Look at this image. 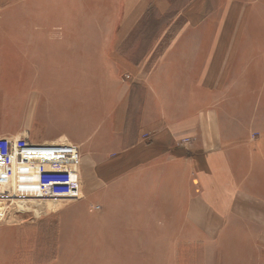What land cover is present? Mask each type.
<instances>
[{
  "label": "rangeland",
  "instance_id": "374dc122",
  "mask_svg": "<svg viewBox=\"0 0 264 264\" xmlns=\"http://www.w3.org/2000/svg\"><path fill=\"white\" fill-rule=\"evenodd\" d=\"M160 1L0 0V129L10 128L16 131L13 136L28 135L32 142H44L42 139L54 134V129L62 130L64 127L62 132L72 134L75 138L87 136L90 141L98 129L108 123L113 102L106 93L105 85L116 88L118 92L127 89L126 94L128 91L131 93L129 105L125 102L119 119L122 124L117 132L111 133L112 139L103 137L106 133L94 139L101 147L109 145L106 159L98 163L96 168L106 166L109 161L114 165L110 171L104 170L106 174V171L112 173L110 180L101 182L97 179L93 182L96 190L89 194V199L83 197L81 192V197L76 200L58 202V212H55L58 206H43L44 203L31 206L36 213L38 207L41 208L43 213L40 216L30 211L26 204L18 203L16 197L0 201V264H217V255L221 251L223 261L228 259L235 264H264L263 196L254 198L249 194L238 197V209L234 205L236 199L231 198V205L237 210L229 214L233 224L226 223L229 217L225 218V212L206 214L210 219L220 216L217 224H198L189 211V201L192 205L194 194L191 196L188 193L196 194L198 184L199 193H203L204 187L200 182L214 180V177H211L212 181L207 180V176L205 179L197 168L202 167L203 172L204 169L215 171L212 163H219L214 157L216 151L220 152L223 148L236 146L246 140L264 141L263 131L222 132L217 133L221 142L215 143L211 138L204 141L196 133L194 123L190 128L184 127L187 111L191 116L197 114L199 91L194 86L197 101H184L188 104L187 110H183L184 115L181 112L172 115L174 125L181 129L173 131V141L169 146L143 153L141 149L131 153L130 157L123 155V151L137 144V140L145 144L151 139L152 130H145L143 126L138 128V125L143 97L152 86L148 84L145 87V84L135 82L127 67L123 68L125 63L121 57V47L125 45L127 64L138 66L148 56L143 67V73L146 74L153 67V63L149 62L150 50L154 51L153 56L158 57L170 52V61H175L173 59L181 56V53L172 52L174 46L187 43L189 36L183 29L187 27L188 19L193 21V17H185L182 11L188 12L198 4V0H164L169 5L160 7ZM228 2L218 0L215 5L214 0H208L207 11L216 8L223 13L228 10ZM129 18L133 19V24L128 27L131 30L126 37H120L118 42L113 43L116 51L111 54V58L108 57L107 62L115 69L107 65L101 69L104 76L99 77L100 64L95 62L96 52L103 50L99 46L108 44L106 34L109 29L117 28L121 21L124 23ZM189 25V31L196 28L191 23ZM26 28L30 30L28 38L12 36ZM38 29L57 30L59 33L43 38L38 36L41 33L34 32ZM23 40L24 43L26 40L31 41L33 44L30 48H36L37 52L36 41L44 40L45 47L40 46L39 51L44 52L48 60L70 61L76 66V69H70L73 87H62V95L70 94L71 101L68 98L61 101L71 102L75 106L72 114L61 121L53 116H43L46 101L33 98L25 91L23 65L29 61L30 56H36V52L28 55L24 53L21 46ZM99 54H106L105 49L102 55ZM163 66L168 67L166 63ZM165 71L166 68L161 69V73ZM168 71L175 70L170 66ZM29 72L32 73V70L26 69L27 80L30 82ZM163 87L172 89L174 85ZM226 87L233 88L239 99L246 95L243 90L240 91L241 86ZM239 99V104L249 101L246 99L240 102ZM236 100L237 97L230 101L234 104ZM160 103L163 112H173L169 106L174 105L175 101ZM226 103L222 101V105ZM154 106L155 102L149 108L152 116L156 112ZM241 110L243 112L234 117L233 128L238 130L244 128L241 118L246 109ZM123 120H126L125 125ZM126 124L130 132L126 131ZM56 137L53 141L72 142L62 134ZM231 150L234 153L238 150L249 152L243 148ZM254 150L260 151L256 148ZM141 157L143 160L136 162ZM125 161L129 165L124 164ZM207 161L211 162L210 166ZM255 163L253 169L260 172L261 167L258 174L264 178V149L258 153ZM161 183H172L174 193L178 192V196H163L160 193L163 187ZM213 186L214 183L205 188L211 202L215 195ZM109 189L113 190L114 196H111ZM179 192L186 195L181 198ZM251 204L261 206L263 210L255 212L258 210H244L240 206L250 208Z\"/></svg>",
  "mask_w": 264,
  "mask_h": 264
},
{
  "label": "crops",
  "instance_id": "0c3cea01",
  "mask_svg": "<svg viewBox=\"0 0 264 264\" xmlns=\"http://www.w3.org/2000/svg\"><path fill=\"white\" fill-rule=\"evenodd\" d=\"M207 1L208 0H198V4L194 6V9L191 7L188 12L185 10L182 11L185 17H193L192 22L196 24L190 22V19H188L189 22L187 21V27L183 29V31L187 33L189 38H187L186 44L174 46L172 52L181 53V56L178 55L175 57L176 59H173L175 61H170L171 55H168L170 52H168L167 55L158 57L159 55L153 56L155 55L154 51L150 50L149 62L151 64L153 63V67L151 68V72L146 74L143 73V67L145 66V62H147L148 56L143 58L138 66H133L127 64V58L125 56L126 51L124 50L125 45L121 47L120 52L123 54L121 57L125 63L123 68L126 69L127 67L128 72H130L129 74L134 77L135 82L143 83L145 87L148 86V84L152 86L143 97L144 103L142 105L138 125V128L143 126L146 128L145 130H152L150 131L151 139L145 143L147 145L137 140V144L134 147L123 151L125 157H130L131 153L140 151L141 149L142 153L152 149V151H156V148L165 145L169 146L172 143L173 131L181 129L178 125H174L175 121L172 115L175 113L179 115L180 112L183 114L184 108L187 110L188 107V104L185 103L186 101H197L195 100L194 86H197L199 91V104L196 109L197 114L191 116L187 111V121L184 127L188 126V128H190L189 126L194 123L193 126L195 125L197 128L196 133L199 134L204 141L211 138L215 143L217 141L221 142V138H218L217 133L222 132H252L254 130L255 132H264V0H229L228 10H225L223 13L216 8H214L213 11H207ZM214 2L215 5L218 4V0L217 2L214 0ZM168 5L169 4L164 0H161L158 6L166 7ZM180 16H182V14ZM190 23L194 25L193 27H196L191 31H189L191 27L189 25ZM132 24L133 19L130 20L129 18V20H126L124 23L121 21L117 28L108 30L106 34L108 44L103 43L100 45L99 47H101V49L103 48V50L101 52L98 50L95 54V62L100 64V71L98 72L99 77L104 76V71L101 70L102 68L107 67V65L113 68L111 64L109 65V62H107L108 57L111 58V54H114L116 51V45L113 43L118 42L120 37H126L131 30V28L128 27ZM34 32L41 33L38 36H42L43 38H49L59 33L57 30L49 29H38L34 30ZM18 33L19 34H13L12 36L26 38L30 36V30L27 28L22 29ZM36 43H38V52L36 48H30L33 44L31 41L26 40L24 43L23 40L21 42L24 53L27 52L28 55L29 53L33 54L36 52V56H30L29 61L24 62L23 68H25V74L23 76V85L25 91L27 90L28 94L32 95L33 98L36 97L39 100L43 99L46 101L44 109L45 114L43 116H53L61 121L63 118L72 114V110L75 106V104L71 102L61 101L67 98L71 101L70 94L62 95V87H73V74L70 69H76V66L70 61L48 60L46 54L39 51L41 49L40 46L45 47L44 40H37ZM30 49L32 52H30ZM104 49L107 55H102ZM99 53H101L102 56H100ZM239 53H244L246 55H239ZM165 63L168 67L163 66ZM170 66H173L174 72L168 71ZM164 68H166V71L161 73V69ZM26 69L32 70V73L29 72L31 77H33L29 78L30 82L27 80ZM146 75L147 77L144 78ZM29 85L32 86L28 87ZM163 85H174V88H165ZM190 86L193 87L190 89ZM226 86H241L240 91L243 90L246 95H242L239 99L238 94L234 92L235 90L233 91V88L228 89ZM75 87H77L76 84ZM105 90L108 96H110V100L113 102L109 111L108 123L102 126L101 129H98L97 134L93 135L90 141L87 140V136L75 138L72 134H68L65 131L62 132V130H64L62 126V130L54 129V134L42 139L44 142H60L53 140L57 138V135L62 134V136H66L68 140L77 145L81 155L79 167L81 192L82 196L86 199H89V194H92V192L96 190L93 185L95 180L99 179L101 182L108 181L113 176L112 173L108 172L110 171V167L114 165L112 161L106 162V166L100 165L101 168H96L98 163L106 159V149L109 145L101 147L94 142V139L97 135H102L104 133H106V136L103 137H106L108 140L112 139L111 133L119 130L122 124V121L120 122L119 119L123 114L125 102L129 105L131 96L129 91L126 94L127 89L118 92L116 88L107 87V85H105ZM190 94H193V96L191 97ZM235 97H237L236 103L232 104L231 101ZM238 99L240 102L248 99L249 104H245V102L239 104ZM169 101H175L174 105L171 104L169 106V108L173 109V112H163L160 102ZM178 101L181 102L178 103ZM222 101H227V103L222 105ZM147 102L149 103L147 104ZM153 102H155L156 105L154 106L156 111L154 116H152L153 114L149 109L150 105H153ZM242 108L246 109L241 118L244 128L238 130L233 128L235 125L234 117L237 116V114L239 115V112H243L241 110ZM112 116L114 126L112 124ZM126 120H123L124 125ZM254 125H256V127ZM126 131L130 132L129 125L126 127ZM15 132L16 131L10 128H1L0 136L13 135ZM25 137L31 140L28 135ZM237 144L236 146L230 145L227 148L228 151L226 148H223L222 151L215 152L216 154L214 157L219 160V163H212L215 167V171L204 169L203 172L202 167L197 168L198 171L200 170L204 174V178L207 176V180H211V177H214V180H211L212 182H200L201 186L204 187V192L199 193L200 185L198 184L196 193L199 194L198 196L195 193L191 194L188 192L191 196L194 194L193 197L195 200L192 201V205H190L189 201V211L194 216L196 220H194L195 223L217 224L220 216H214L210 219L206 214L208 212L213 214H223L225 212V218L229 217L226 223L233 224L232 216L229 214H233L237 212V210L233 209L231 198L232 200L234 198L236 199V202H233L234 205H237L236 208L238 209V197H245L249 194L254 198L255 196L264 197V178L258 174L261 172V167L260 172L257 171L256 168L255 170L253 169V166L256 165L255 158L258 156V153L263 152L264 141L246 140L240 142L238 146ZM239 148H243L246 151L249 150V152H240L241 150H238L234 153L231 150ZM254 148L260 151L258 152L254 150ZM142 158L143 157L136 159V162H141L143 160ZM210 163V161H207L209 166L211 165ZM124 164L129 165V162L125 161ZM106 169H109L106 171L107 174L104 171ZM100 171H103L102 175ZM198 177L200 181V176L198 175ZM212 183H214L213 187L215 189V195L212 200L213 203L210 200L209 192L205 191V188L211 186ZM161 185L163 187H160V193L163 196H178V192L175 191L174 193V186L172 183H161ZM110 192L112 194L111 196H114L113 190ZM108 194H110L109 191ZM185 195L186 194L179 192L181 198ZM57 203V201L49 200L48 202L45 201L43 206L48 205L54 208L58 206L56 208L57 210H55V212H58L60 204L57 205ZM59 203H61V201ZM240 206L244 210H252V208L258 210L255 212H261L260 210H263V207L255 206L254 204H251L250 208L243 205ZM150 211H152V209H150ZM188 213L189 212H187V214ZM222 256L223 254L221 251L220 254L217 255V264H235L228 259L223 261ZM230 257L232 256L230 255Z\"/></svg>",
  "mask_w": 264,
  "mask_h": 264
},
{
  "label": "built area",
  "instance_id": "2783aa9c",
  "mask_svg": "<svg viewBox=\"0 0 264 264\" xmlns=\"http://www.w3.org/2000/svg\"><path fill=\"white\" fill-rule=\"evenodd\" d=\"M80 162L77 145L67 140L32 142L21 136H0V201L16 197L30 208L44 200H76L81 197ZM40 210L30 211L40 216Z\"/></svg>",
  "mask_w": 264,
  "mask_h": 264
},
{
  "label": "bare ground",
  "instance_id": "6f19581e",
  "mask_svg": "<svg viewBox=\"0 0 264 264\" xmlns=\"http://www.w3.org/2000/svg\"><path fill=\"white\" fill-rule=\"evenodd\" d=\"M16 177H17V176H14V178H13V182H14V183L16 182Z\"/></svg>",
  "mask_w": 264,
  "mask_h": 264
}]
</instances>
